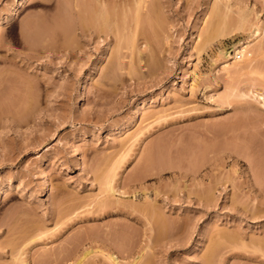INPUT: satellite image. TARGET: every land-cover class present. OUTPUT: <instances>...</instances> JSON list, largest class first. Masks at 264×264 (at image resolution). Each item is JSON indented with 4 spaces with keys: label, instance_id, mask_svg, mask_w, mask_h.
<instances>
[{
    "label": "rangeland",
    "instance_id": "obj_1",
    "mask_svg": "<svg viewBox=\"0 0 264 264\" xmlns=\"http://www.w3.org/2000/svg\"><path fill=\"white\" fill-rule=\"evenodd\" d=\"M214 1L143 0L165 28L148 36L144 22L139 58L108 20L128 33L121 16L136 0H29L19 15L18 0H0V188L11 182L0 264L39 230L30 264H72L88 249L85 264H109V250L134 264H264V108L227 91L264 86L257 73L230 82L219 53L248 31L208 41ZM258 1H244L252 19H264ZM115 163L116 189L99 205Z\"/></svg>",
    "mask_w": 264,
    "mask_h": 264
},
{
    "label": "bare ground",
    "instance_id": "obj_2",
    "mask_svg": "<svg viewBox=\"0 0 264 264\" xmlns=\"http://www.w3.org/2000/svg\"><path fill=\"white\" fill-rule=\"evenodd\" d=\"M27 1H29V0H18V3H17V5L15 6V8L13 9V11H12V15H19L20 14V12H21V8H22V6L25 4V2H27ZM133 1V0H132ZM145 2H146V0H144ZM216 1V0H215ZM214 1V2H215ZM244 1L245 0H220V2H219V0L217 1V2H215L216 4H213V5H211V6H213V8L211 7V10H209V11H211V15H209L210 17H209V19H206V21H209L210 20V30L208 31L209 33H206L208 36H209V38H208V36H207V38H208V41L209 40H211L210 38L211 37H213L214 35L216 36V35H219V34H223V32H225V30H226V32L227 31H229V28H233V31L234 30H240V31H248V35L245 37V39L244 40H240L236 45H235V47H234V50H235V52H233L234 54H228V52L226 53V52H220L219 53V56L221 57V59H224V61H223V63H224V70L226 71V75L228 74V78H230L229 80H232V81H230V82H235V77H237L238 79H240L239 77L240 76H244V75H246V74H254V73H257L256 74V76L258 75V80H261L262 81V83H263V86H264V71H263V69H261V66L263 65L264 66V64H261L260 65V62H261V60H263L264 59V19H262L261 17H260V15L258 14V12H257V18L256 17H253L254 19H252L251 18V15H252V13L254 12L255 13V15H256V8L255 7H252V9H250L249 7H247L246 5H244ZM258 1V0H257ZM102 2H103V0H102ZM126 2H127V0H126ZM259 2V1H258ZM263 2V1H262ZM103 3H105V2H103ZM106 3H108V2H106ZM135 3H136V6H135ZM213 3V2H212ZM211 3V4H212ZM264 3V2H263ZM209 4V3H208ZM247 4V3H246ZM99 6H101L102 4L101 3H99L98 4ZM108 5V4H107ZM107 5L105 6V4L104 5H102L101 6V8H96V9H98V11L99 10H109L110 9V7L108 8L107 7ZM133 5L136 7L135 9H134V14H132V15H130L131 17L133 16V18L131 19V17L129 16L128 17V13H131V11H126V15L124 14L123 15V13H125V12H120V15H121V13H122V15L123 16H121V17H123V19H124V17H126V18H128V19H130V21H132L134 24H128V26H126V27H128V28H126V27H124V25H123V28H126L129 32L128 33H125V31L123 30H121L120 28H119V25H120V27L122 26V22L121 23H119V21H120V19H121V21H122V18H115L116 17V14H112V16H111V14H109L112 18H113V16H114V18L113 19H108V18H106V19H108L109 21H112V23H111V25L113 24V20L115 19L116 21H118V23L115 21V28L117 29V30H119V31H117L118 33H120L119 34V36L121 35V37H122V33H124L125 34V36H124V39L127 37V36H129V37H127L126 39H128V42H129V40H130V42H129V44L133 47V49L134 50H138V47H137V41L138 40H136V38L139 36V35H141L142 33H144V34H146L147 33V31L145 30L146 28L144 27V22H148L153 28H151L152 29V31H150L149 32V34H148V36L152 33V34H154V35H158V31L161 29V27L163 26V28H165L164 27V23L161 25V23H160V18H159V20H155L154 19V14H151L150 12L152 11H150V12H146L145 14H146V16H145V14H144V8H145V6H146V4H144L143 3V0H136V2H133ZM253 5V4H252ZM110 6V5H109ZM134 6H132V9H133V7ZM262 6V7H261ZM97 7V6H96ZM102 7L104 8V9H102ZM115 7V6H114ZM260 7H261V9L264 7L263 5H261V3H260ZM107 8V9H106ZM118 8V7H117ZM122 9V8H121ZM126 9V8H125ZM237 9V10H236ZM91 10V9H90ZM110 10H112V9H110ZM89 10H87V12H88ZM91 11H94L93 9L91 10ZM98 11H96L95 10V12H96V14L94 15L93 13H95V12H90V14H92V15H94V17H95V19L98 21V19H99V22H100V17H101V15L104 17V15L106 16H109L108 14H104V13H106V11H101V13L100 12H98ZM155 11V10H154ZM260 11V10H259ZM62 12H63V10H62ZM153 12V11H152ZM260 12H262V11H260ZM108 13H111V11H108ZM113 13V12H112ZM115 13V12H114ZM118 13V12H117ZM233 13V14H232ZM236 13H237V15H236ZM100 14V15H99ZM119 14V13H118ZM151 14V15H150ZM208 14H209V12H208ZM235 14V15H234ZM11 15V16H12ZM156 15V14H155ZM254 15V14H253ZM254 15V16H255ZM90 15L88 14V17H89ZM109 16V17H110ZM213 16V17H212ZM102 17V18H103ZM110 17V18H111ZM91 18V17H90ZM89 18V19H90ZM95 19H92L93 21L95 20ZM106 19H105V23H106ZM107 20V22H109ZM96 21V22H97ZM123 21H125V23L124 24H126V22H127V20L126 19H124ZM95 22V21H94ZM104 22H102L103 24H105ZM129 22V21H128ZM131 22V23H132ZM88 23V22H87ZM101 23V22H100ZM117 23V24H116ZM206 23H209V22H206ZM102 24V25H103ZM119 24V25H118ZM96 25V24H95ZM109 25H110V22H109V24H108V27H109ZM117 25V26H116ZM146 26V25H145ZM149 26V25H148ZM105 27V28H104ZM102 26V28H100L99 27V29L101 30V29H106L107 27L106 26ZM209 27V26H208ZM207 27V28H208ZM221 27H223V28H221ZM228 27V28H227ZM111 28V27H110ZM113 28V27H112ZM115 28H113V30L115 29ZM231 28V29H232ZM125 29V30H126ZM149 29V28H148ZM205 29V28H204ZM213 29V30H212ZM221 29V30H220ZM219 30H220V32H219ZM103 31V30H102ZM115 31V30H114ZM121 31V32H120ZM206 31H207V29H206ZM212 33H214V34H211V32ZM214 31V32H213ZM232 31V32H233ZM154 32V33H153ZM161 31H159V33H160ZM231 32V31H230ZM115 33V32H114ZM140 33V34H139ZM162 33H163V29H162ZM202 33H204V32H202ZM216 33V34H215ZM128 34V35H127ZM139 34V35H138ZM164 34V33H163ZM163 34H161V36L163 35ZM205 34V33H204ZM144 36V35H143ZM152 36V35H151ZM150 36V37H151ZM164 36V35H163ZM219 36H221V35H219ZM152 37H154V36H152ZM155 38V37H154ZM125 39V40H126ZM157 39H158V37H157ZM159 39H160V37H159ZM204 39H206V37H205V35H204V38H203V40ZM120 40V39H119ZM121 40H123V37L121 38ZM124 40V41H125ZM205 42V41H204ZM121 43V42H120ZM127 43V42H126ZM122 46H124L123 44H121ZM198 46H200V45H198ZM125 47V46H124ZM123 47V48H124ZM202 47V46H201ZM122 48V47H121ZM121 48H118V50L116 51L117 52V54L119 55V54H121ZM130 49H132V48H130ZM140 49V48H139ZM199 49V48H198ZM202 49V48H201ZM124 50H122V52H123ZM125 54V53H124ZM123 54V55H124ZM138 56H140L139 58H142L143 57V53H142V50H138ZM198 54H199V52H198ZM122 55V56H123ZM121 55H119V57H120ZM118 57V58H119ZM120 59V58H119ZM218 60H220V59H218ZM117 63V62H116ZM120 63V62H119ZM122 63V62H121ZM264 63V62H263ZM239 76V77H238ZM242 78V77H241ZM226 79V78H225ZM237 79V80H238ZM256 79V80H257ZM257 80V81H258ZM227 82H229V81H227ZM227 82H226V84H227ZM225 84V85H226ZM259 84H260V81H259ZM232 87V85H228L227 86V91L229 90V89H233V91H232V94L234 93V94H237V95H240L241 97L243 96V97H247V98H245V99H248V97L249 98H252L253 99V101H255L257 104H258V107L260 108V107H263L264 108V90L263 91H260L261 89H259V90H256V89H250L251 91H249L248 93L245 91V92H239L240 91V89L238 90V89H236L235 87H233V88H231ZM258 89V88H257ZM238 90V91H237ZM231 91H228V92H230L231 93ZM228 92H224L223 91V93H222V91H221V93L216 97L215 96V98H218L217 100H219V99H221V100H226L227 99V97H229L230 95H232V94H230V93H228ZM84 93H85V91H84V88L83 87H81L80 88V90H79V97H78V102H81L83 99H84ZM211 97H212V95H211ZM221 97V98H220ZM222 97H223V99H222ZM213 99H214V95H213ZM216 100V99H215ZM228 100V99H227ZM226 102V101H225ZM253 102H251V104H252ZM253 106H254V104H252ZM251 105V106H252ZM252 106V107H253ZM256 108V107H255ZM258 108V109H259ZM163 111H160V113H162ZM141 110L139 109L138 111H137V114L138 115H140V116H142L141 115ZM159 113V112H158ZM136 114V115H137ZM165 114V113H164ZM164 114H162V115H164ZM137 115V116H138ZM160 116H161V114H160ZM150 125V124H149ZM121 126V129H126L127 127H128V123L127 122H125V123H123V124H121L120 125ZM146 126V125H145ZM151 126V125H150ZM147 127H148V125H147ZM146 127V128H147ZM145 128V129H146ZM149 128V127H148ZM147 128V129H148ZM142 129H143V127H142ZM140 130V129H139ZM143 132H144V129L142 130ZM140 132V131H139ZM138 131H137V133H139ZM136 133V134H137ZM133 137V136H132ZM139 137V136H138ZM131 138V137H130ZM129 139V138H128ZM137 141V140H136ZM127 142V141H126ZM135 142V141H134ZM133 141H132V144H130V145H133V144H135ZM130 143H131V141H130ZM129 144V143H128ZM128 147V146H127ZM131 148L132 147H128V150H131ZM117 162V161H116ZM119 167V166H118ZM117 165H116V163L115 164H113L112 166H111V169L110 168H108V171L107 172H105L103 175H101V186H102V190H104V194L105 195H103L105 198L103 199V196L101 197V201H100V199H98L99 200V202L97 201V199H94L95 201H97L98 203H99V205H100V203L101 204H105V205H108L109 204V200H110V197H111V195L112 194H114V191H115V187H114V185H115V182L114 181H116L115 179H116V176L118 175L117 174ZM10 184H11V182L8 184V185H6V186H3V187H1L0 188V197H2V195L4 196V194H5V191L6 190H8L9 188H10ZM118 190V189H117ZM210 191H208V193H209ZM207 192H205V194H206ZM210 194V193H209ZM110 196V197H109ZM98 197V196H97ZM109 197V198H108ZM94 198H96V197H94ZM109 200H108V199ZM111 201V200H110ZM108 203V204H107ZM69 219H71L72 218V216H70V217H68ZM67 218V219H68ZM66 222V220H64V221H62L60 224L61 225H63L64 223ZM59 224V225H60ZM58 225V224H57ZM60 225V226H61ZM47 230H39L38 232H36V233H34V234H32L30 237H28L29 239H28V241L26 242H24V244H23V246L22 247H19V248H17L18 250L16 251L17 253L15 254V250H13L14 251V254H15V256L14 255H12V256H14V258H13V261H12V264H30V259H29V252H28V250H27V245H29V244H31L32 243V241L35 239H38V237H40V236H42V234H44L45 232H46ZM50 231H52V230H50ZM50 231H48V232H50ZM31 245H29V247H30ZM215 247V246H214ZM27 250V251H26ZM30 250V249H29ZM44 251H45V249H43ZM13 251H11V252H13ZM31 251V250H30ZM90 253H91V250L90 249H88V250H86V251H84V254H83V256H81V257H79V258H76V262L74 261L72 264H85L86 263V260L85 259H89V258H93L94 256H92V255H90ZM43 254V253H42ZM102 254L104 255V257H105V259L108 261V263L110 264H134L135 262H129V261H126V262H122V261H117L116 259H115V257L113 256L114 255V253L111 251V250H109V251H107V252H104V251H102ZM45 256L47 255V254H44ZM42 256V255H41ZM48 256V255H47ZM46 256V258H49V256L47 257ZM41 259L42 258H40V261H41ZM137 259V258H136ZM45 260H47V259H45V257H43V260H42V263L43 262H45ZM85 260V261H84ZM49 261V260H48ZM69 261H71V260H67L65 263L66 264H68V262ZM11 264V263H10Z\"/></svg>",
    "mask_w": 264,
    "mask_h": 264
}]
</instances>
